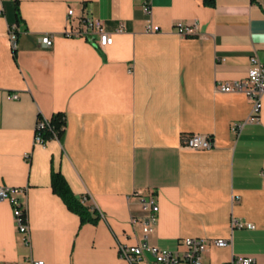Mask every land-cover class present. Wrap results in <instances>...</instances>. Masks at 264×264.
I'll return each instance as SVG.
<instances>
[{"label":"crops","instance_id":"crops-1","mask_svg":"<svg viewBox=\"0 0 264 264\" xmlns=\"http://www.w3.org/2000/svg\"><path fill=\"white\" fill-rule=\"evenodd\" d=\"M152 5L160 32L145 31L141 0H0V185L25 187L31 231L26 245L11 202L1 199L0 264L28 255L47 264H126L118 242L143 239L133 219L150 193L160 206L153 244L183 252L185 237H223L230 243H208L203 264L233 256L264 264V94L258 120L235 134L231 124L252 103L217 88L244 80L252 55L264 64V0ZM89 15L109 30L125 28L105 47L70 35ZM179 20L198 26L185 37L174 29ZM57 112L66 115L62 138L36 143L38 119ZM192 133L215 146L185 147ZM54 171L97 210L96 222H81L54 192ZM234 217L255 227L232 229Z\"/></svg>","mask_w":264,"mask_h":264},{"label":"built area","instance_id":"built-area-1","mask_svg":"<svg viewBox=\"0 0 264 264\" xmlns=\"http://www.w3.org/2000/svg\"><path fill=\"white\" fill-rule=\"evenodd\" d=\"M153 0H141L142 9L147 15L145 31L148 33H155L161 31V26L154 23L153 20ZM74 15V10H68V19ZM192 26L197 27L198 23L194 22L192 25L184 21H177L175 23V31L182 36H190L192 33ZM124 23H120L115 30L107 28L105 20L95 16H84L81 18V24L70 35L82 36L90 40L96 41L100 47H105L114 42V33L124 30ZM17 26L13 25L9 28L10 40L12 46H17ZM44 43L47 46L52 45L53 40L51 36L44 37ZM217 88L225 91L243 92L250 99L252 103L251 111L248 117L244 120L235 121L231 124V129L235 134H239L244 125L248 122L258 120V116L262 106V96L264 94V64L257 55H252L250 58V67L248 76L244 80H233L230 82H219ZM19 95L14 93L13 98ZM51 117H40L36 123L35 137L36 143L46 144L48 141L42 135V130L50 125ZM54 137L59 138L57 134ZM184 146L191 149H211L215 146L214 139L203 133L189 134ZM26 159H30V153L24 154ZM264 174V170L262 171ZM25 191V187L0 185V200L8 199L14 210L16 218V225L18 232L22 235V240L26 245L31 244V231L28 222L27 209L24 201H22L20 194ZM85 196L84 199H87ZM141 208L143 214L139 218H134L133 221H139L142 229V240L133 244H128L119 241L118 253L126 264H203V253L206 251L208 243L215 244L219 247L227 246L230 240L227 238H207L204 236H188L182 241L185 246L183 252L174 251L166 248H161L149 241V235L153 233L158 224L159 202L154 193L140 198ZM254 228L255 224L246 222L239 218L232 219V229L235 228ZM254 258L250 256H233L224 264H252ZM9 264H17L10 262ZM22 264H47L43 259H36L33 255H28L22 261Z\"/></svg>","mask_w":264,"mask_h":264},{"label":"trees","instance_id":"trees-1","mask_svg":"<svg viewBox=\"0 0 264 264\" xmlns=\"http://www.w3.org/2000/svg\"><path fill=\"white\" fill-rule=\"evenodd\" d=\"M65 129L66 115L63 112H57L52 115L50 125L43 129L41 133L47 139L54 137L55 134L59 138H62ZM52 187L54 192L64 200L67 206L80 215L81 222L97 221L99 214H94L97 210L92 211L90 206L86 205L74 194L67 179L61 172L54 171L52 173Z\"/></svg>","mask_w":264,"mask_h":264}]
</instances>
